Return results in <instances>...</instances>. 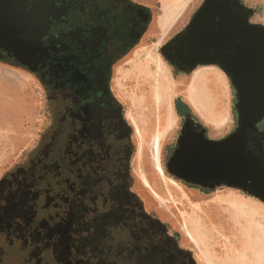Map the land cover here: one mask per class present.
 Instances as JSON below:
<instances>
[{"label":"rangeland","instance_id":"obj_1","mask_svg":"<svg viewBox=\"0 0 264 264\" xmlns=\"http://www.w3.org/2000/svg\"><path fill=\"white\" fill-rule=\"evenodd\" d=\"M140 1L150 10L149 23L140 39L115 61L110 80L116 109L130 130L122 151L127 187L139 201L144 220L156 222L159 238L176 252L189 253L193 264H264L263 201L224 184H187L166 170L185 118L201 125L204 135L214 140L231 133L238 122L235 90L221 69L200 65L181 71L161 54L204 0ZM240 2L251 11L250 23L264 25V0ZM0 70L1 179L25 165L47 139L57 112L52 96L36 75L2 61ZM195 72L203 74L197 93H206L204 110L191 103L187 93ZM212 87L218 95H213ZM217 114L222 120L219 127L210 121ZM103 119L108 128L112 127L110 114ZM261 125L264 127V122ZM137 127L142 136L141 155L137 152L141 144ZM154 127L159 137H165L161 152L163 176L154 172L144 145ZM246 206L260 209L258 216Z\"/></svg>","mask_w":264,"mask_h":264},{"label":"water","instance_id":"obj_2","mask_svg":"<svg viewBox=\"0 0 264 264\" xmlns=\"http://www.w3.org/2000/svg\"><path fill=\"white\" fill-rule=\"evenodd\" d=\"M249 13L238 0H204L161 50L181 71L221 69L235 90L238 119L217 140L186 122L167 172L201 187H236L264 202V131L257 127L264 118V25L250 23ZM149 19L147 8L129 0H0V61L33 73L51 94L61 90L84 105L90 97L98 101L94 109L111 110V64L139 40ZM138 253L128 264H193L189 253L166 242Z\"/></svg>","mask_w":264,"mask_h":264},{"label":"flooded vegetation","instance_id":"obj_3","mask_svg":"<svg viewBox=\"0 0 264 264\" xmlns=\"http://www.w3.org/2000/svg\"><path fill=\"white\" fill-rule=\"evenodd\" d=\"M50 95L57 117L47 139L0 179V264H128L139 248L167 243L127 187L122 151L130 130L116 104L94 109L90 97L84 105L61 90Z\"/></svg>","mask_w":264,"mask_h":264},{"label":"bare ground","instance_id":"obj_4","mask_svg":"<svg viewBox=\"0 0 264 264\" xmlns=\"http://www.w3.org/2000/svg\"><path fill=\"white\" fill-rule=\"evenodd\" d=\"M0 73H1V70H0ZM202 76H203V74H199V73H196V72L193 73V75L191 76L190 81L188 83V91H187V93L190 96L189 97L190 102L193 103L194 105H196L198 108H201V110H204V109H207L206 108L207 97L204 96L206 93L205 92H201V91H199L197 93V91H198L197 87L199 86L198 80ZM3 78H4V76H3ZM193 91H196V93L193 94L192 93ZM211 91L213 92V95L214 94L218 95L217 93H215L216 89H214V87H212ZM219 100L220 99L218 98L217 101H219ZM205 115L207 117H210V115H207V113ZM218 117H219V114H217V118H216V116H213V117H211V120H210L216 126H218L222 122L221 118H218ZM220 117H222V116H220ZM220 127H222V126H220ZM136 129H137V132H138L141 144H142V136H141L139 127H137ZM159 134L160 133H159L158 129L154 127V129L150 132V136H149V138L147 140V143L144 144V145L146 146V152H147V154L149 156L150 163H151V165H152V167L154 169V172L158 176H160V175L163 176L164 173H163V167H162V164H161V152H162V143L165 140V137H159L158 136ZM141 144H140L139 150L137 151L138 155H141V150L143 149L142 148L143 144L142 145ZM173 182H175V181H173ZM245 208L248 211H251V212H254V210H255V213H257V214H254V215H256V216H258V214L260 212V209L255 208L253 206H246ZM261 226H262V224H261ZM263 231H264V228H263Z\"/></svg>","mask_w":264,"mask_h":264},{"label":"trees","instance_id":"obj_5","mask_svg":"<svg viewBox=\"0 0 264 264\" xmlns=\"http://www.w3.org/2000/svg\"><path fill=\"white\" fill-rule=\"evenodd\" d=\"M262 122H264V118L261 120V121H259L258 123H257V127H258V129L260 130V131H264V127H262ZM262 145H263V149H264V139H263V141H262ZM183 181V180H182ZM184 183H187V182H185V181H183ZM187 184H190V183H187ZM191 185H194V184H191ZM196 186H198V185H196Z\"/></svg>","mask_w":264,"mask_h":264},{"label":"crops","instance_id":"obj_6","mask_svg":"<svg viewBox=\"0 0 264 264\" xmlns=\"http://www.w3.org/2000/svg\"><path fill=\"white\" fill-rule=\"evenodd\" d=\"M135 1L138 2V3H140V4H144L143 1H140V0H135ZM209 137H211V136H209ZM212 138H214V137H212Z\"/></svg>","mask_w":264,"mask_h":264}]
</instances>
